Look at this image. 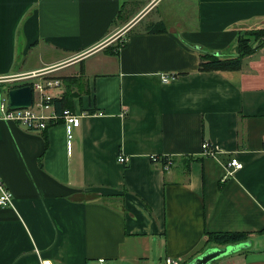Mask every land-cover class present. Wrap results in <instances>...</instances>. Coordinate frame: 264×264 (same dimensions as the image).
<instances>
[{
	"label": "crops",
	"instance_id": "1",
	"mask_svg": "<svg viewBox=\"0 0 264 264\" xmlns=\"http://www.w3.org/2000/svg\"><path fill=\"white\" fill-rule=\"evenodd\" d=\"M141 1L0 0V76L47 70L63 84L38 113L81 115L69 145L62 118L33 131L0 107V264H192L220 231L251 235L210 264H264V47L199 71L264 28V0Z\"/></svg>",
	"mask_w": 264,
	"mask_h": 264
},
{
	"label": "built area",
	"instance_id": "2",
	"mask_svg": "<svg viewBox=\"0 0 264 264\" xmlns=\"http://www.w3.org/2000/svg\"><path fill=\"white\" fill-rule=\"evenodd\" d=\"M47 70L42 71H31L26 74H16L14 76H0V81H26L25 84H31L33 88V92L37 94V97L34 98L33 104L29 108H18L12 110L8 107V99L7 97H3L0 102V107L2 111V118L7 121L19 122L27 127L29 130L33 131H42L47 127L52 125L51 121H54L58 118H62L64 120L67 134H68V144H71V139L73 138V130L76 126L80 124L81 115L76 113L74 110L65 109L61 114L56 115L52 113L48 114H39L36 108H45L51 109L53 106L55 96L51 94L48 89H56L57 87L63 84V80L60 77H42V74ZM174 76L164 75L163 80L165 82L170 81ZM39 78V79H37ZM24 84V83H23ZM202 150L204 155L215 157L216 149L207 141L202 143ZM118 160L122 163H128V158L122 154L119 155ZM151 160L153 162L162 163L165 169H169L171 165L174 164V159L169 155H160L151 156ZM243 163L237 158L233 157L232 160L226 166L228 175H233L235 170L242 168ZM0 187L2 190V196L0 197V205H8L11 202L12 194L4 187V185L0 182ZM165 264H182L178 259H174L170 256H166L164 258ZM104 261V259H101ZM41 264H54L51 259H44L41 261Z\"/></svg>",
	"mask_w": 264,
	"mask_h": 264
},
{
	"label": "trees",
	"instance_id": "3",
	"mask_svg": "<svg viewBox=\"0 0 264 264\" xmlns=\"http://www.w3.org/2000/svg\"><path fill=\"white\" fill-rule=\"evenodd\" d=\"M152 29L166 30L163 23H156L151 26ZM264 47V28H256L249 31L240 32L237 37V55L229 58H224L217 53L204 52L200 58L199 71H215V70H240L243 65V59L257 49ZM74 78H68L71 80ZM67 80V78H66ZM65 96L59 101L66 100ZM207 243L215 244L217 246L235 245V243H242L249 240L251 233L234 231V232H210L208 234Z\"/></svg>",
	"mask_w": 264,
	"mask_h": 264
},
{
	"label": "water",
	"instance_id": "4",
	"mask_svg": "<svg viewBox=\"0 0 264 264\" xmlns=\"http://www.w3.org/2000/svg\"><path fill=\"white\" fill-rule=\"evenodd\" d=\"M8 107L12 110L18 108H29L33 103L34 92L31 84L16 86L7 90ZM246 242L229 245L226 247H214L206 250L205 253L196 258L192 264H210L221 255L228 254Z\"/></svg>",
	"mask_w": 264,
	"mask_h": 264
},
{
	"label": "rangeland",
	"instance_id": "5",
	"mask_svg": "<svg viewBox=\"0 0 264 264\" xmlns=\"http://www.w3.org/2000/svg\"><path fill=\"white\" fill-rule=\"evenodd\" d=\"M141 2H144V0H142ZM9 82H10V81H9ZM14 82H16V84H18V82H22V84H23V83H26V81H23V80H21V81H14ZM14 82H12V83H14ZM10 83H11V82H10ZM171 166H172V165H171ZM160 262H161L160 260H159V261H156L155 264H160ZM162 264H165V260H164V262H162Z\"/></svg>",
	"mask_w": 264,
	"mask_h": 264
}]
</instances>
